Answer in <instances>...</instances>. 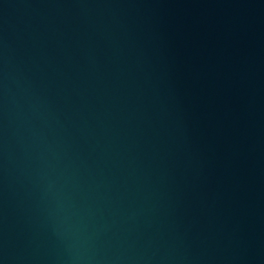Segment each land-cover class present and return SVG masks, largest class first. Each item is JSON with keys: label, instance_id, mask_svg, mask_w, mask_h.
Masks as SVG:
<instances>
[{"label": "water", "instance_id": "1", "mask_svg": "<svg viewBox=\"0 0 264 264\" xmlns=\"http://www.w3.org/2000/svg\"><path fill=\"white\" fill-rule=\"evenodd\" d=\"M0 264H264V0H0Z\"/></svg>", "mask_w": 264, "mask_h": 264}]
</instances>
